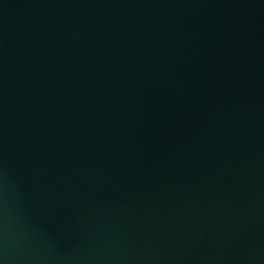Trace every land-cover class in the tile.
Returning <instances> with one entry per match:
<instances>
[{
	"label": "water",
	"instance_id": "obj_1",
	"mask_svg": "<svg viewBox=\"0 0 264 264\" xmlns=\"http://www.w3.org/2000/svg\"><path fill=\"white\" fill-rule=\"evenodd\" d=\"M0 264H264V0H0Z\"/></svg>",
	"mask_w": 264,
	"mask_h": 264
}]
</instances>
